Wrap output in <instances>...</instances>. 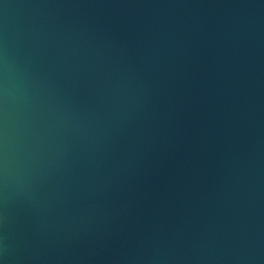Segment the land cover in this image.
I'll return each mask as SVG.
<instances>
[{
    "label": "water",
    "instance_id": "1",
    "mask_svg": "<svg viewBox=\"0 0 264 264\" xmlns=\"http://www.w3.org/2000/svg\"><path fill=\"white\" fill-rule=\"evenodd\" d=\"M5 264H264V0H0Z\"/></svg>",
    "mask_w": 264,
    "mask_h": 264
},
{
    "label": "clouds",
    "instance_id": "2",
    "mask_svg": "<svg viewBox=\"0 0 264 264\" xmlns=\"http://www.w3.org/2000/svg\"><path fill=\"white\" fill-rule=\"evenodd\" d=\"M0 264H5V260L3 258H0Z\"/></svg>",
    "mask_w": 264,
    "mask_h": 264
}]
</instances>
